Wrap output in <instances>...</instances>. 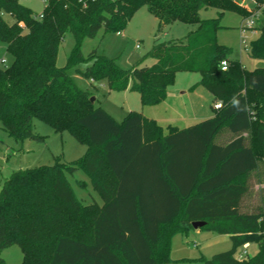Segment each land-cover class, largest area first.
<instances>
[{
  "label": "trees",
  "instance_id": "trees-1",
  "mask_svg": "<svg viewBox=\"0 0 264 264\" xmlns=\"http://www.w3.org/2000/svg\"><path fill=\"white\" fill-rule=\"evenodd\" d=\"M144 6L158 20L156 34L177 21L195 29L178 40L155 36L151 66L124 70L97 49L82 56L85 39L122 33ZM209 8L216 17L202 19ZM226 11L249 15L237 0H47L40 15L20 0H0V43L13 57L0 67L3 130L16 142L42 141L33 132L38 119L86 146L71 164L18 170L0 184V252L17 246L20 264H168L174 234L203 222L200 230L228 235L232 244L201 257L203 264H264V67L246 70L218 43ZM257 24L250 57L264 61V9ZM66 33L74 46L58 67ZM79 63L87 64L76 69L83 79L135 92L142 106L163 101L183 72L199 74L198 84L222 105L212 118L166 134L140 112L118 122L68 75ZM233 97L247 110L237 111ZM77 170L101 205L77 198L66 177ZM247 243L257 252L236 256Z\"/></svg>",
  "mask_w": 264,
  "mask_h": 264
},
{
  "label": "rangeland",
  "instance_id": "rangeland-1",
  "mask_svg": "<svg viewBox=\"0 0 264 264\" xmlns=\"http://www.w3.org/2000/svg\"><path fill=\"white\" fill-rule=\"evenodd\" d=\"M47 0H20V3L40 15L44 3ZM249 14L241 16L236 11L224 12L220 19L221 28L217 32L219 44L230 49L229 58L237 61L246 70H253L256 61L250 58V43L256 39L252 29L241 27L254 12L264 4H254L253 0H237ZM261 13V11H259ZM202 19L216 17L214 9L200 11ZM11 22L9 16L5 17ZM243 21V22H242ZM158 20L152 16L147 7H142L130 20L126 29L120 34L99 31L94 39H85L80 45V51L84 58L93 50L97 54L114 60L115 64L124 70L135 65L151 66L154 60L148 55L156 38L160 41L178 40L184 38L195 29L194 25L183 22H175L163 32L156 34ZM74 46L73 37L66 33L57 54V66L66 64L67 58ZM5 63L0 67L9 66L13 57L6 51L4 44L0 43V60ZM87 64L79 63L70 68L67 73L76 86L88 91L95 99V106L103 108L116 121L120 122L130 110L142 113L145 117L154 119L162 127L163 133L168 132V127H177L179 130L198 124L204 118L214 115L213 97L200 84V75L196 73H178L174 83L168 91L172 92L168 98L153 106H142L139 95L135 92L109 91L105 82H91L83 79L76 73ZM174 93V94H173ZM34 134L41 137L42 141L24 140L14 141L3 130L0 123V184L13 172L34 168L41 165H53L55 162L71 164L86 152V146L77 142L68 132H57L41 120L33 121ZM67 180L73 192L83 204H102L99 195L93 191L88 176L81 170L72 174L66 173ZM231 240L228 235L213 233L206 230L189 229L185 233L177 232L172 237L170 247V263L168 264H203L201 257L209 259L211 256L227 251L231 248ZM253 256L256 245L247 243L236 251V256ZM0 258L6 264H20L22 253L17 246H11L0 252Z\"/></svg>",
  "mask_w": 264,
  "mask_h": 264
},
{
  "label": "built area",
  "instance_id": "built-area-1",
  "mask_svg": "<svg viewBox=\"0 0 264 264\" xmlns=\"http://www.w3.org/2000/svg\"><path fill=\"white\" fill-rule=\"evenodd\" d=\"M254 4L257 6V4L255 2H254ZM262 9H264V6H262L260 8V10L257 9L254 12V14L250 16V18H246V21L243 23V25L241 27L242 31H244V29L248 28V29H252L254 31V33L256 32L255 25L257 24V20H258V18L261 15V13L259 11H261ZM39 17H41V16H39ZM117 35H119V33H117ZM0 63L1 64H4L5 63V60L4 59L0 60ZM227 68H228V62L226 60L222 61L220 63V69H221V71H226ZM221 105H222V103L220 101H216L214 103V105H213V109L218 110V109L221 108ZM243 255L245 256L246 253L243 252Z\"/></svg>",
  "mask_w": 264,
  "mask_h": 264
},
{
  "label": "crops",
  "instance_id": "crops-1",
  "mask_svg": "<svg viewBox=\"0 0 264 264\" xmlns=\"http://www.w3.org/2000/svg\"><path fill=\"white\" fill-rule=\"evenodd\" d=\"M243 22V21H242ZM257 26H258V24H256L255 25V30H256V32H255V35H256V38H257V36H258V34H259V32H258V30H257ZM121 34V33H120ZM119 34V35H120ZM250 57V56H249ZM251 58V57H250ZM253 59V58H252ZM255 61H256V66H255V68L254 69H257V68H262V67H264V61H262V60H257V59H254ZM253 69V70H254ZM251 71V70H250ZM169 89V88H168ZM126 92H129V90H126V91H123V93H126ZM171 93L172 92H169L168 90H167V97L166 98H168V96H170L171 95ZM174 94V93H173ZM130 111H134V110H130ZM130 111H128V112H130ZM127 112V113H128ZM126 113V114H127ZM213 116H209V117H207V118H204L203 120H201L200 122H202V121H204V120H207V119H210V118H212ZM199 122V123H200ZM191 127V126H190ZM177 128V127H176ZM178 129V128H177ZM184 129H186V128H184ZM253 244V243H252ZM255 245V244H254ZM256 249H257V246H256Z\"/></svg>",
  "mask_w": 264,
  "mask_h": 264
},
{
  "label": "water",
  "instance_id": "water-1",
  "mask_svg": "<svg viewBox=\"0 0 264 264\" xmlns=\"http://www.w3.org/2000/svg\"><path fill=\"white\" fill-rule=\"evenodd\" d=\"M94 101H95V99L94 98H90V102L91 103H94ZM191 226H192V228L194 229V230H198V229H201L203 226H204V223L203 222H193L192 224H191Z\"/></svg>",
  "mask_w": 264,
  "mask_h": 264
},
{
  "label": "clouds",
  "instance_id": "clouds-1",
  "mask_svg": "<svg viewBox=\"0 0 264 264\" xmlns=\"http://www.w3.org/2000/svg\"><path fill=\"white\" fill-rule=\"evenodd\" d=\"M231 103H232L233 107H235L237 109V111H242V110L246 111L247 110L246 107L242 108L240 106L239 101L235 97H233Z\"/></svg>",
  "mask_w": 264,
  "mask_h": 264
}]
</instances>
